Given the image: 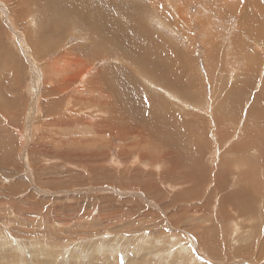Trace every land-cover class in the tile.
<instances>
[{"label":"rangeland","instance_id":"obj_1","mask_svg":"<svg viewBox=\"0 0 264 264\" xmlns=\"http://www.w3.org/2000/svg\"><path fill=\"white\" fill-rule=\"evenodd\" d=\"M20 2L0 0V264H264V0H109L172 55L173 74L134 82L184 123L181 163L110 121L107 79L89 83L119 63L90 48L69 2ZM52 104L73 119L52 124Z\"/></svg>","mask_w":264,"mask_h":264},{"label":"bare ground","instance_id":"obj_2","mask_svg":"<svg viewBox=\"0 0 264 264\" xmlns=\"http://www.w3.org/2000/svg\"><path fill=\"white\" fill-rule=\"evenodd\" d=\"M17 1H19V0H17ZM20 1H21L20 2L21 4L24 3L23 0H20ZM24 1L26 2V4H29L28 2L30 0H24ZM48 1L49 0H32L33 5H37V6L44 7V8L46 7V5H44V3L45 2L47 3ZM52 1H53L52 3H55V0H52ZM67 1L69 2L68 4H66V5L63 4L64 8L68 12L67 16H69L71 18V20L73 18H79V20L83 21L85 23V26H86V29L84 28L85 30H83V33H84L83 35L85 37H87L89 40H93L96 43V44H94L92 41L90 48H93V50H94L95 47H99V46L102 47L100 50L98 49L99 53L103 52L102 55L105 53L108 56H110V58L115 59V61L113 60V62L119 63V69L113 70L114 74L112 72H109L107 74L104 72L103 73L100 72L98 75L97 81L89 83V88L92 91V89L94 90V86L100 84L98 82L99 81L98 79H100V78H102V79L106 78L107 79V82H105L106 84H104V85L107 88L109 93H107L103 88H100L99 94L108 98L109 101H112V102H108V107H110V106L115 107V111L114 112L112 111V116L110 117V121L114 120V123L116 124L115 128L117 130H124L125 127H122L121 125H125L126 123H130L129 125L131 128L127 132L128 135L136 134V135H141L144 137H146L148 135L149 141L151 142V146L153 147V149L164 150V152L159 151V150H158V152L155 151V154L158 157H160V155L163 154L164 157H166V158L169 157L172 160H174L175 162L181 163L183 151L187 152V149H188V133H187L186 127L183 125L184 123L182 124L181 120H178L177 118H175V116H176L175 113H171L170 108L167 106H158V107L152 108V107L146 105L144 100H143V96L139 92V90H138V88L134 82V76L136 74L148 75L150 77H155V78L159 77L163 73L169 72V73L173 74L171 71L172 68H170V64L167 65L166 64L167 61H165V59L172 57L171 53H168L169 51H168L167 47L165 46V44L160 40V38L155 37L151 32H149L142 24H139V25L134 24V22L138 18V13H137L136 9H133V8H129L128 10L126 9L127 10L126 16H123L122 13H120V11L115 12V11L107 9L108 8L107 4H109V0H67ZM115 4L121 5L120 1L116 2ZM138 6H140V5H138ZM56 8H58V7H56ZM64 8H62V9H64ZM48 9L49 8H47V10ZM25 11H27V10H25ZM138 11H139V9H138ZM140 11H141V9H140ZM142 12H144V11L142 10ZM141 15H143V14H141ZM69 17H67V18H69ZM58 19H60V18H58ZM74 21H76V20H74ZM137 21H139V20H137ZM256 21H257V19H256ZM42 24H44V23H42ZM257 24L259 25L258 21H257ZM62 25H64V24H62ZM71 25H72V23H71ZM53 26H55V25H53ZM82 26L83 25H81L80 27H82ZM69 27H71V26H69ZM55 28H58V27H55ZM51 29L53 30V28H51ZM49 33H50V31H49ZM54 34H55V32H54ZM42 37L45 38L48 36L45 34L44 36L42 35ZM63 39H65V38L63 37ZM43 41H44V39H43ZM0 42L4 43L1 39H0ZM49 42H50V44H52L51 41H49ZM43 44H45V42ZM2 47L3 46L0 45V49H1L0 50V70L2 69L1 64H2V62H3V64H5L4 58L8 54V53H6L7 48L5 50V49H2ZM4 48H5V46H4ZM94 51H96V50H94ZM96 53H97V51H96ZM105 57H107V56H105ZM105 57H104V59H105ZM1 59H3V60H1ZM125 60H126V62L128 61L127 64H122L121 62H124ZM11 61H13V59H11ZM118 63H117V66H118ZM170 63H171V61H170ZM109 68H111V67H109ZM59 71H60V68L55 67V73L57 74V73H59ZM179 74L180 73H178V75ZM114 78H116V80H117V81H115V87L110 83V80H109V79H111L113 81ZM104 81H105V79H104ZM46 82L50 83L51 81H49V79H46ZM102 82H103V80H102ZM117 82L120 84V87L117 86ZM178 82H179V80H178ZM55 85H56V83H55ZM57 86H58V88H55V89L58 92H60L59 85H57ZM7 87H8V85H5V84L2 85L1 84V90H0L1 93L7 94ZM9 90H10V87H9ZM53 97H54V95H53ZM114 98L116 99V102H115ZM4 99H6V98L4 97ZM88 102L92 106L97 102V99L92 97V98H90V100ZM52 103H53V101H52ZM114 103L116 104V106L114 105ZM11 104L13 105L14 102L12 101ZM61 104L62 103H60V105ZM57 107H58L57 104L48 105L45 108V111H46L45 113L51 116L50 121H52V124L64 126V124L67 121V118L70 117V113H69V111H66V110H65L66 111V113H65L64 109H66V108H64L63 112H61L59 114H54V112L57 110ZM102 107H103V105H102ZM110 109H112V108H110ZM171 111L173 112V110H171ZM84 114H86V112ZM86 115L83 116L85 119L89 120L90 122H94V118H93L94 115H91V114H86ZM50 116H46L47 119H49ZM89 116H91V117H89ZM72 117H70V118H72ZM75 122H77V121H75ZM98 122H99V124H98L99 127H103V126H106L109 124V122H107V121H98ZM137 122H141L140 125H135V124H138ZM185 124H186V122H185ZM93 132H96V131H93ZM9 150L10 149H8V151ZM5 154H6V152H5ZM7 157H9V156L7 155ZM197 160H199V159H197ZM197 160H196V162H197ZM199 167H201V166H199ZM172 170H173V168H172ZM223 180H225V179H224V174L222 172L221 173V182ZM233 182L234 183H229V184H232V186H229L230 189L235 188L237 190L239 188H243V181H241V180L236 181L234 179ZM202 186H203V184L200 182L198 183V181L196 180L194 192L192 191L191 194H196V193L200 194L202 192ZM240 193H241V191L239 190L235 194L237 196L241 197ZM232 194H229L228 196L231 197ZM255 195H256L255 190L253 189L252 192L249 191L247 193L246 199H250L251 202L254 203V196Z\"/></svg>","mask_w":264,"mask_h":264}]
</instances>
